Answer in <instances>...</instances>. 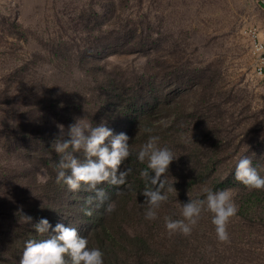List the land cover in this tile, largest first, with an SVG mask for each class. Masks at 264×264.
<instances>
[{
	"label": "rangeland",
	"instance_id": "1",
	"mask_svg": "<svg viewBox=\"0 0 264 264\" xmlns=\"http://www.w3.org/2000/svg\"><path fill=\"white\" fill-rule=\"evenodd\" d=\"M262 4L0 0V264H19L27 240L53 235L51 229L40 235L19 222L15 213L21 206L33 223L45 218L52 226L63 223L86 234L77 222L81 211L61 198L57 176L49 175L55 172L51 144L60 135L57 125L67 131L75 118H85L93 126L106 122L114 135L126 133L124 117L112 103L116 89L125 96L138 87L142 91L146 84H137L140 75L158 82L167 95L162 120L168 126L178 121V142L164 146L177 158L167 173L177 194L168 193L170 202L157 210L158 244L173 255L168 263L264 264V202L252 211L255 222L238 213L230 220L229 243L218 242L213 214L206 210L189 236H170L165 226L166 217L183 219L171 204L174 198L183 196L187 203L205 193L179 186L201 163H217L218 176L235 180L236 164L247 156L264 177V56L260 64L255 50L264 42ZM118 29H133L142 40L141 52L104 58V51L134 50L132 40L109 46ZM47 107L52 111L44 112ZM29 127L36 129L37 142H30ZM75 157L84 159L82 152ZM237 192L233 200L239 206ZM89 246L97 248L91 241ZM131 263L122 254L104 260Z\"/></svg>",
	"mask_w": 264,
	"mask_h": 264
},
{
	"label": "clouds",
	"instance_id": "2",
	"mask_svg": "<svg viewBox=\"0 0 264 264\" xmlns=\"http://www.w3.org/2000/svg\"><path fill=\"white\" fill-rule=\"evenodd\" d=\"M255 50L257 53H264V44L258 45ZM57 127L60 135L51 144V148L61 156L55 165L57 183L62 182L70 191H77L82 184L86 185L88 191L95 193V197H88L86 200L88 204L93 199L102 204L106 199V193L98 185L104 182L115 186L127 184V177L132 169L121 170L123 162L132 155L130 137L126 133L114 135L106 122L93 126L85 123V118H75V123L69 125L67 131L63 125L58 124ZM143 131L150 134L153 130L144 128ZM159 139L158 136L149 135L137 154L139 162L147 160V168L140 171V176L146 181L142 192L145 199L141 207L145 209L144 217L149 221L157 219V210L162 203L167 202L168 193L177 194L173 184L169 185L167 179L169 166L177 158L169 148L158 147ZM77 152L83 153V160L75 157ZM235 179L249 189L264 190V177L252 166V160L247 156L239 159L236 164ZM206 192L205 199H189L187 203H180L183 219L165 218L170 236L176 233L191 235L202 211L206 210L213 214L212 224L215 226L218 242H230L228 224L239 211V206L233 200V190ZM116 194L122 196L126 191L118 190ZM112 210V205L109 204L106 211ZM84 214L91 216L92 211L85 209ZM15 215L19 216V222L31 225L37 234H48L50 229L54 233L40 241L27 240L19 264H69L66 257H70V264H104L103 252L99 248H89L88 239L79 235L76 228L63 223H57L53 228L45 218L33 223V218L23 213L22 206Z\"/></svg>",
	"mask_w": 264,
	"mask_h": 264
},
{
	"label": "trees",
	"instance_id": "3",
	"mask_svg": "<svg viewBox=\"0 0 264 264\" xmlns=\"http://www.w3.org/2000/svg\"><path fill=\"white\" fill-rule=\"evenodd\" d=\"M134 32L133 29L124 32L118 29L113 33L112 39L116 43L109 45L121 47L132 40L130 46L134 50L119 49L116 51H104L105 53L103 52L102 56L106 58L116 55L119 52L122 54L141 52V46H143L141 43L142 40L139 37L135 39ZM146 80L145 75H140L136 80L137 84H142L141 82H143L146 84L145 88L141 91L138 87L134 92L130 93V96H125L119 89H116L115 94L117 95V100L115 99L116 101L112 103L123 115L128 127L126 134L130 137L129 144L132 155L121 166V170L123 168L132 169V173L127 177V184L115 186L104 182L98 185V188H102L106 193V199L102 204L95 199H93L91 204H88L86 200L88 197H95V193L88 191L86 185L82 184L83 186L77 191H70L62 182L55 183V190L60 194L61 198L71 200L73 207H77L81 211L77 212L80 215L77 222L83 226V230L86 233L82 236L86 237L89 242L91 241L96 244L97 248L103 252V259L106 262L122 254L131 262L133 261L131 264H169L168 260L173 256L169 251L163 250L164 248L161 244H158L156 234L161 225L158 218L149 221L144 217L145 209L141 207V204L144 203L145 199L142 192L146 187V181L140 176V171L147 168V160L143 163L139 162L137 154L141 146L147 142L149 135L160 138L158 147L161 148L168 142H178L177 132L175 130L178 121L168 126L162 120L168 105L167 95L165 94V96L161 93V86L158 82L155 84L153 80L147 82ZM46 110L52 111L49 107L47 109L45 108L44 112ZM144 128H151L153 131L150 134L145 133L143 131ZM34 130L36 129L32 127H29V130L27 129V132L30 134V142L32 143L37 142V139L33 136ZM60 158V154L56 153L53 163L55 172L49 173L52 178L57 176L55 165ZM219 169L220 165L217 163L213 165L201 163L191 170L187 182H183L179 186L191 192L195 189L205 191L199 199L206 198V190L213 192L224 189L236 190V192L238 191L236 194L240 197V212H238V215L243 219L255 222L258 219V215L252 211L254 207L257 209V206L261 204L260 202H264L263 190L249 189L236 179H230V177L221 178L218 176ZM118 190H125L126 194L117 196L116 193ZM75 195L79 196H76L74 200ZM167 202L169 203L170 200L168 199ZM171 202L176 210H180L181 204L186 203L183 196H178ZM109 204L113 208L110 212L106 211ZM85 209H90L92 215H85ZM88 247L91 248L89 244ZM66 259L69 260L70 264V257H66Z\"/></svg>",
	"mask_w": 264,
	"mask_h": 264
},
{
	"label": "built area",
	"instance_id": "4",
	"mask_svg": "<svg viewBox=\"0 0 264 264\" xmlns=\"http://www.w3.org/2000/svg\"><path fill=\"white\" fill-rule=\"evenodd\" d=\"M262 44H264V42H260L258 45H262ZM258 45H256V47L258 46ZM259 54V62H260V64H261V58L264 56V53H258ZM259 69H260V71L262 72V70H263V68L260 66L259 67Z\"/></svg>",
	"mask_w": 264,
	"mask_h": 264
}]
</instances>
